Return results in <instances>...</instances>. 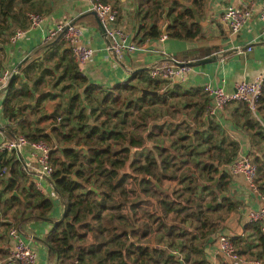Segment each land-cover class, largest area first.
I'll list each match as a JSON object with an SVG mask.
<instances>
[{
    "label": "trees",
    "instance_id": "16d2710c",
    "mask_svg": "<svg viewBox=\"0 0 264 264\" xmlns=\"http://www.w3.org/2000/svg\"><path fill=\"white\" fill-rule=\"evenodd\" d=\"M193 3L196 0L191 3L185 0H140L143 18L152 22L142 27L141 42L163 35L160 22L164 18L168 20L165 24L169 38L200 40L202 27L196 19ZM34 7L31 0H0L1 43L9 39L16 28L25 30L22 23L25 22V10ZM86 20L98 26L99 22L92 13ZM19 25L22 27H16ZM62 45L64 43L58 36L44 39L31 54L50 47L58 49ZM65 48L63 59L67 61L65 64L59 62L58 68L62 67L63 71L58 82L68 81L64 89L77 88L65 109H57L60 118L46 115L38 119L40 122L45 117L53 118L56 124L50 131L38 127L32 129V121L28 119L29 107L32 115L42 98L51 95L43 92L35 98L36 105L27 103L34 93L30 92L24 78L37 66L34 59V63L22 68L9 81L3 102L4 115L12 124L15 121L19 124L23 135L29 140H44L51 145L54 171L48 181L63 206V212L61 217L53 218L54 197L30 180L29 172L21 161L10 156L11 152H1L0 173L6 167L10 176L0 193V257L9 254L12 229L23 232L29 222L43 220L52 222V228L44 237L47 264H208L203 257L205 248L212 243L213 236L224 229L230 213L240 206L228 196H220L230 185L229 173L209 164L210 173L217 176L208 175L206 184H201L200 176L188 173L190 175L182 179V188L170 190L165 187L164 181L176 178V171L180 169L170 161V147L161 144L164 140L151 142L153 138L162 137L160 129L155 130L158 125L149 134L142 131V123L137 122L135 127L126 125L130 114L125 110H141L139 118L144 121L149 116L146 120L149 122L152 116L147 109L142 110L143 107L162 100L167 94L143 93L139 85L130 81L105 89L90 82L80 70L71 49ZM219 48L211 47L205 55L210 56ZM2 50L3 45L0 46V55ZM190 52L180 54L182 62L193 61ZM1 59L3 56H0V62ZM170 64L173 63L164 59L157 65ZM48 73L49 69L43 71V75ZM149 73V70H140L131 79H138L140 84L147 83V88L157 90L161 81L151 79ZM41 81L42 77L36 78L33 86ZM135 92H138L136 97L128 98ZM262 102L264 89L260 104ZM239 103L246 108L244 123L256 129L254 135L264 140L261 122L246 103ZM92 115L96 123L90 122ZM103 115L107 118L97 123ZM135 122L133 120L132 124ZM19 131L8 126L11 135ZM182 139L186 137L178 141ZM229 145L231 150L220 154L223 157L219 159L220 163H232L238 156V143L232 140ZM254 162L258 164L259 172L262 171L257 184L264 195V155H256ZM218 177V183L212 186V181ZM145 219L143 226L138 224ZM116 220L119 224L114 223ZM252 223L258 235L257 247L261 249L258 256L262 257L264 233L260 223ZM152 235L155 243L147 242L146 239H152ZM232 239L235 244L238 242V237Z\"/></svg>",
    "mask_w": 264,
    "mask_h": 264
},
{
    "label": "crops",
    "instance_id": "0c3cea01",
    "mask_svg": "<svg viewBox=\"0 0 264 264\" xmlns=\"http://www.w3.org/2000/svg\"><path fill=\"white\" fill-rule=\"evenodd\" d=\"M103 1L113 3L119 9L118 24L130 34V41L144 45L142 50L127 55L119 53L127 67L121 64L109 49L106 38L99 29V23L98 26H95L86 20L89 13H92L98 20V17L93 14L91 3L86 0H31L35 7L30 10L39 11L43 16L42 22L31 27L26 16L24 18L25 22H22L26 26L25 33L21 38L15 43L9 42V39L4 43L0 42V46L3 45L2 55H0L3 56V60L1 59L0 62V71L9 68L12 74L19 73L29 63H34V61L37 63L33 71H29L28 77L24 78L30 92L34 93V96L27 103L32 102L36 105L35 98L38 95L43 92L51 93L50 96L42 98L35 113L30 114L32 112L30 107L27 110L28 119L32 121L31 128L38 127L50 131V128L56 124L55 120L51 117H45L44 120L39 122L38 119L46 115L60 118L61 115L57 112V108L52 109V107L60 105V99L63 97L68 100L70 93L77 88L64 89L68 81L58 82V78L63 71L62 67L58 68L59 62L62 61V64H65L67 61L63 59L66 45H62L58 49L50 47L47 50L31 53L37 45L43 42L50 27L63 22L82 25L84 28L83 39L95 50L92 59L80 69L89 78L90 82L99 84L105 89H110L116 84L130 81L133 85H141V91L149 89L158 91V94H167L162 100L160 99L152 105H146L142 109H147L152 116L149 122L147 121L149 128L146 134L151 133L152 129L158 125L160 128L157 127L155 130L159 131L160 129L162 136L166 134L168 137L175 139L186 137V139L180 141L175 140V145L169 146L170 161L172 165H176V168L180 169L176 171L178 172L176 178H168L164 181V186L170 188V190L180 189L184 186L183 177L190 174L200 176L201 184H206L208 175L217 176L216 173H210L209 168L211 166L209 164L229 173L230 185L228 190L221 193L220 196H228L232 202H239L240 206L237 211L230 213L224 229L215 234L211 239L212 243L205 248L203 257L208 261V264H222L223 262L233 264L217 249L216 237L220 234L238 237L236 247L241 251H246L243 254L250 260H264V256H258L261 249L257 247L259 243L257 231L253 225L254 223L249 221L250 211L264 205V195L260 191L252 190L242 174L233 173L229 166L230 163L224 164L219 161L220 158H223L220 157L221 153L224 154L231 150L229 143L232 140L239 145L238 153L247 155L249 153L264 155V143L258 136L254 135L256 129H252L244 123L246 108L243 104L239 102L232 103L217 115H211L209 111L212 100L203 89V85L212 83L223 85L231 91L236 83L252 81L264 72V44H260L264 41V35L262 34V22L259 18L263 0H196V3L193 4L195 5L196 19L202 27L203 37L195 42L172 39L168 36L165 39H162V36L160 38H148L146 42H141L142 27L152 24V22L143 18L140 0ZM191 2L192 0L189 3ZM230 4L253 8V14L248 23L237 33H233L229 24L223 19V13ZM28 7L30 6H25V8ZM167 21V18H164L160 22L163 35H167V24H165ZM213 40H220L221 44L199 46L202 41ZM245 45H250L252 49L249 50L248 48L242 56L234 53L221 62L194 66L191 78L185 83L165 84V81H161L158 89L154 90L153 88H147V83L140 84L141 81L138 79H131L135 73H131V70L151 67L154 63L169 58L181 61L180 54L187 51H191V58L195 60L208 57L205 54L211 47L220 46L217 51L212 52L213 54L235 46ZM20 66L21 68H19ZM45 69H49L50 73L43 75ZM39 77H42V81L34 87L33 80ZM49 77H51L50 81L48 80ZM54 77H57V79L54 80V83H50ZM45 84L48 85L44 86ZM5 88L0 92V144L22 134L19 131V124L16 121L12 124L9 118L4 115ZM66 106L67 104H61L62 110ZM259 114L261 116L259 121L264 132V102L260 104ZM10 125L19 132L14 135L9 134L8 126ZM224 139L226 141L222 143ZM32 152L33 149L30 145H24L20 152H11L10 156H14L21 161L30 174V180L50 195L53 188L48 179L42 176L40 165L36 157H33ZM9 176V173L6 176H0V193L4 190ZM218 181L219 177L212 181V186L215 187ZM55 200L56 205L51 216L59 218L62 215L63 206L59 199ZM51 228L52 222L43 220L31 221L24 226L22 235L37 252L35 264H47V246L44 243V237ZM262 232L264 233V231ZM8 255L0 257L3 259L2 264H21Z\"/></svg>",
    "mask_w": 264,
    "mask_h": 264
},
{
    "label": "built area",
    "instance_id": "2783aa9c",
    "mask_svg": "<svg viewBox=\"0 0 264 264\" xmlns=\"http://www.w3.org/2000/svg\"><path fill=\"white\" fill-rule=\"evenodd\" d=\"M86 1L91 3L92 10L96 13L100 22L104 24L112 45L118 53L127 55L144 48L143 44L130 41V34L118 24L120 12L113 3L103 0ZM252 14V7L230 4L223 13V19L229 24L231 31L237 33L248 23ZM259 18L262 22V34L264 35V0ZM28 19L32 27L39 25L43 20V16L40 13H34L28 15ZM24 33L25 30L16 28L9 38V42L15 43ZM57 36L66 47L71 49L74 59L80 69L92 59L95 50L83 39L84 28L82 25L72 22L58 23L48 29L44 39ZM166 37V34L162 35V39ZM251 49L252 48L249 47V50ZM193 70L194 67L188 62H185L183 65L173 63L164 66L156 65L149 70V75L153 80L169 81L172 84L185 83L191 78ZM11 75L12 71L9 68L0 71V90L7 87ZM203 89L212 100L209 111L211 115H217L232 103L243 102L247 104L248 109L258 120L261 119L259 106L264 89V72L260 73L252 81H241L236 83L234 89L231 91L227 90L223 85L212 83L203 85ZM24 145H30L33 149L32 155L36 157L40 165V172L44 178L48 179L54 171V166L51 163V145L46 141L29 140L25 135L21 134L14 139L0 144V153L4 151L20 152ZM229 166L233 173H239L245 177L252 190L259 192L257 184L259 167L252 158L247 154L239 153ZM24 167L26 169V166ZM7 174L8 169L4 167L0 176H6ZM50 196L54 197V199H58L54 189H52ZM249 221L260 223L261 229L264 231V205L250 211ZM9 236L10 242L8 250L10 258L19 261L21 264H35L37 261V252L23 237L22 232H19L17 229H12ZM216 245L217 249L233 264H264V260H250L246 255L240 253L232 237L227 234L218 235V237H216ZM2 263L3 259L0 258V264Z\"/></svg>",
    "mask_w": 264,
    "mask_h": 264
},
{
    "label": "water",
    "instance_id": "95a60500",
    "mask_svg": "<svg viewBox=\"0 0 264 264\" xmlns=\"http://www.w3.org/2000/svg\"><path fill=\"white\" fill-rule=\"evenodd\" d=\"M182 1V0H181ZM93 14L96 15L95 12H93ZM99 22V29L101 31V33L103 34V36L106 38V42L107 45L109 47V49L114 53L115 57L119 60V62H121V64H123L125 67H127V65L124 63V61L122 60V58L120 57V54L118 53L117 50H115V48L112 45V42L108 36L107 30L104 26V24L102 22H100V20L98 19ZM220 45L221 41L220 40H213V41H202L199 43V46H208V45ZM260 44H264V41L261 42ZM250 47V45H245V46H235L233 48L230 49H225V50H221L218 51L216 53L211 54L208 57L205 58H201V59H197V60H193V61H189L188 63L191 66H199L202 64H206V63H211V62H221L223 59H225L227 56L231 55V54H237L242 56L243 54H245V52L247 51V49ZM169 61H171L174 64H178V65H183L185 62L176 60L174 58H169L167 59ZM160 61L156 62L153 64V66H148V67H143L140 69H136V70H131V73L140 71V70H150L151 68L155 67ZM21 68V66L19 67ZM17 72H15L14 74L11 75L10 81L14 78V76L16 75ZM5 90V89H4ZM2 91V89L0 90V92ZM148 92L150 94H158V91H153V90H149V89H143V93ZM15 260V259H14Z\"/></svg>",
    "mask_w": 264,
    "mask_h": 264
},
{
    "label": "rangeland",
    "instance_id": "374dc122",
    "mask_svg": "<svg viewBox=\"0 0 264 264\" xmlns=\"http://www.w3.org/2000/svg\"><path fill=\"white\" fill-rule=\"evenodd\" d=\"M186 1V3H189L190 1H188V0H185ZM182 2H184V0H182ZM34 13H38L37 11H34V10H25V15L28 17V15H31V14H34ZM16 27H22V25H19V26H16ZM53 80L50 82V83H54V80H56L57 79V77H54V78H52ZM48 80L50 81L51 80V77H49L48 78ZM165 84H166V82H164ZM46 85H48V84H45L44 86H46ZM145 85V84H144ZM143 85V86H144ZM141 86V85H140ZM74 93H76V91H72V93H70V95L68 96V100L66 99V98H61L60 100H61V104H63L64 103V105L65 104H69V97L70 96H72ZM65 95H67V94H65ZM138 95V92H135L134 94H132V95H130L128 98H131V97H136ZM61 104L60 105H55L54 107H52V109L53 108H57V109H59L60 111H62V108H61ZM53 106V105H52ZM50 107V106H49ZM130 109V110H129ZM77 112H78V110H77ZM125 112H128V114H130L129 115V118H128V120H127V123H126V125H128V126H130V127H135V126H137V122H139V124L140 123H142L141 125H142V131L144 132V133H147V130H148V128H149V124H148V122L146 121L147 119H148V117L147 118H145L144 119V121H142L140 118H139V114H141L142 112H141V110H136V109H133V108H126V110H125ZM95 115V114H94ZM97 116V115H96ZM99 118V117H98ZM107 118V116H105V115H103L102 117H100L99 118V120L97 121V123H101L102 121H104L105 119ZM122 118L123 117H121L120 118V120H122ZM114 120V119H113ZM133 120H136V122H135V125H133L132 123H133ZM90 122L91 123H96V118L92 115L91 116V119H90ZM37 123V122H36ZM109 127H110V125H109ZM43 129V128H42ZM162 136V135H161ZM160 140H164L162 143L160 142ZM175 140H179V138H177V139H175V138H172V137H168V136H162V137H159V138H153V140H152V142H157V143H161V144H166L167 146H174L175 144H174V142H175ZM262 142L264 143V140H262ZM249 155H250V157L252 158V159H254L255 160V154H250L249 153ZM262 172V171H261ZM261 172H259V175H261ZM259 178V177H258ZM47 194H49V193H47ZM144 222H146V219H145V221H143V220H140L139 222H138V224H140L141 226H143L144 225ZM115 224H119V222L116 220L115 222H114ZM154 237V235H152V239H146V241L147 242H150V243H155L154 241H153V238ZM158 241V240H157ZM157 244H162V243H160V242H157Z\"/></svg>",
    "mask_w": 264,
    "mask_h": 264
}]
</instances>
